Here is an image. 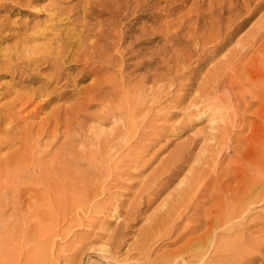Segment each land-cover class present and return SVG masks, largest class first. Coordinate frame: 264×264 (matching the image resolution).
Listing matches in <instances>:
<instances>
[{"label":"rangeland","instance_id":"obj_1","mask_svg":"<svg viewBox=\"0 0 264 264\" xmlns=\"http://www.w3.org/2000/svg\"><path fill=\"white\" fill-rule=\"evenodd\" d=\"M87 1L73 22L92 44L118 28L87 5L114 0ZM58 2L0 0L12 36L0 47L44 27ZM129 2L123 60L104 39L88 48L112 57L101 93L89 73L61 87L88 94L45 108L48 96H37L21 110L25 99L8 91L27 89L0 69V264H264V0L252 11L245 0ZM60 104H74L72 141L38 140L23 117L37 111L38 122Z\"/></svg>","mask_w":264,"mask_h":264},{"label":"bare ground","instance_id":"obj_2","mask_svg":"<svg viewBox=\"0 0 264 264\" xmlns=\"http://www.w3.org/2000/svg\"><path fill=\"white\" fill-rule=\"evenodd\" d=\"M82 1L83 0H80L79 2L74 3V4H73L74 0H64V1L62 0V2H58L56 4V6H54L55 10L51 13L50 19L47 20L48 23L45 26L43 25L44 27H41V25H42L41 24L40 27H37V28L33 27V29H31L32 31L29 33H27V31H28L27 30L25 32V35L22 36L21 39L16 41L15 45L14 46L12 45V47H6V48L0 47V69H2V70L5 69V71L8 70V71H10V73L12 72L13 79L17 78L16 84L20 85L21 88H25L28 90V91L27 90L25 91L23 89H14V90L12 89V90L8 91V93L15 92V91L17 92V97H16L17 101L21 102V101H24V99H25V102L22 104L21 110H24L25 108H27V106L29 105L28 103L31 102L30 100H32L33 98L35 99V97H37V96H43V95L48 96L46 99H43L44 103L42 105H40L41 107H44L53 101H57V100L61 101V100L65 99L67 94L70 93L71 91L74 92L73 96H76L79 93H80V95L88 94V93H84L83 91L81 92V90H77L76 87L71 89V90L65 89V88L61 90V87L64 85H66L65 87H67V86L71 85L74 78H78L79 76L83 77L89 73L95 74L97 80L95 81L94 84H91L90 87H88V88L92 87L91 89H93V86L94 87L96 86L95 87L96 92H98V94L101 93V91L103 89L102 85L104 84V82L102 83V81H100L99 78L102 77V76H100V74L107 69L106 64L109 63V61H110V59H112V57L110 59L108 57L106 58V56L103 57L102 53H100L101 56L99 55V57L95 56L93 54V52L89 51L88 48L89 47L92 48L94 46V44H97V42L102 40V39L106 40L105 42L108 41L107 44L109 42L110 43L112 42V44H114V45L118 44V46L120 48H122L124 46V44L127 40V36H128L127 32L131 30L130 24H132V23L124 22L123 21V18H124L123 14H124V10L127 11L129 9L130 2H129V0H114L112 3H109L112 6L105 3V5L101 6L102 7L101 8V7L93 6L92 2H88V1H93V0H88L87 5L89 7H91L92 9H95V10L97 9L100 16L108 15L109 20H110V25L113 27L112 29L118 28V30L116 33L112 32L111 35L105 36V33H104L105 30L103 29V31H101V33L99 34L98 38H96V41H94L92 44H85L87 42L88 38H90L91 36L96 37V35L94 33H86L87 31H91L90 29H87V26H86L84 31H77L76 27H74V26H76V24L73 22L74 21L73 17L77 13L79 5ZM137 2H138L137 5H140V1H137ZM245 2H246V7L250 8L249 5L251 4V0H245ZM5 3L8 4L7 1ZM17 5H18V3H17ZM115 5L118 7L114 8ZM21 7H23V6H21ZM21 9H20V11H21ZM250 9H251V11L253 10V8H250ZM138 17H140V16H138ZM71 25H73V27H70ZM125 27H128V28L126 30L125 29L123 30V28H125ZM31 28H32V26H31ZM119 28H120V30H119ZM107 29H109V28H107ZM0 31H1L0 33L2 34L3 29L0 28ZM16 33H17V31H16ZM1 34H0V36L3 40L8 39L11 36L9 34H5V35H3V34L1 35ZM220 34H219V36L217 34H215L211 38V41L217 42L218 45L221 44L220 40H219V37H221ZM205 38H204V40H205ZM225 38H226V36H225ZM40 39H45V42L42 44L41 43L40 44L33 43V45H31L32 43L29 44L31 41L36 42L37 40H40ZM209 41H210V39L207 40L208 43H209ZM117 49H118V47H117ZM124 57H125V48L123 47L122 56H121L122 60ZM45 70H47V71H45ZM73 74H76V75L73 76ZM71 78H73V79H71ZM63 79L65 81L60 85V82ZM73 86H75V85H73ZM50 88H52V89L50 90ZM50 95H52V96L49 97ZM95 97H90V99H95ZM78 98H81V97H78ZM31 103H33V100ZM79 104H80V102H79ZM79 104H77V105H79ZM77 105H76V107H77ZM5 111L7 113H9V109H7ZM70 111H74V104L70 105L68 107L64 106V104L63 105L60 104L58 106L56 105L55 107H53L51 109L50 113H48V115H46L45 117H41V120L38 122L32 121L33 119L38 117L39 112H37V111L36 112L34 111V113L30 112L27 116L23 117V119L26 120L25 121L26 127L31 128V130L35 132L38 140H41L43 138H50V140H51V138H54L53 140L58 141L62 134L65 135L66 139L72 137V136H70V130L69 129L76 122L69 119V115L68 116L66 115V113L71 114ZM78 116L79 115L77 114V118H78ZM23 119H21V121ZM28 119H31V120H28ZM74 120H76V119H74ZM2 121H3V118L0 119V125H1ZM15 122L16 123L14 125H17V123L20 122V120H18V122L17 121H15ZM62 127H68V128H66L65 130L62 131ZM12 128L13 127L6 129V134L11 133ZM28 131L30 132L29 129H28ZM22 139L26 141V136L22 137L21 140ZM13 140H15V138L14 139L10 138V139L6 140V142L13 144ZM68 140L70 141L71 139H68ZM63 144H62V146H63ZM247 194L249 195V191H245L243 194V197ZM238 199H240V202H238L240 205H242V204L249 205V204L253 203L252 198H250L247 201H243L242 197L239 196ZM234 212H236V211H234ZM232 214H233V211H231V215ZM235 215H236V213H235ZM237 216L238 215H236L235 217H237ZM227 222H229V220ZM226 223H224V224H226ZM229 233L230 232H227V231L224 232V234H229ZM207 235H209V236H207V238L212 239V240H210L211 241L210 247H213L215 250H217V249L220 250L223 247L222 246L223 243L218 244V238L220 235L218 232H216V229H213L211 232L208 231ZM207 238H206V241L203 240L201 242L203 243L205 241L207 243ZM235 242L236 243H234V244H231V243L228 244V246L225 245L226 251L232 250L234 245L239 244L237 239H235ZM212 244H213V246H212ZM251 255H252V253L249 252V253H247L246 257L249 258ZM235 260H237V258L234 257V259H232V260H227V263L232 264L233 262H235Z\"/></svg>","mask_w":264,"mask_h":264}]
</instances>
